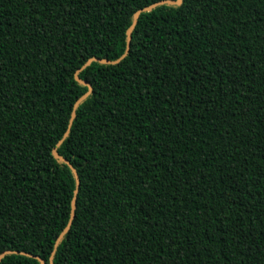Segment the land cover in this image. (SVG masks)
<instances>
[{
    "label": "trees",
    "instance_id": "trees-1",
    "mask_svg": "<svg viewBox=\"0 0 264 264\" xmlns=\"http://www.w3.org/2000/svg\"><path fill=\"white\" fill-rule=\"evenodd\" d=\"M177 1L0 0V264H264V0Z\"/></svg>",
    "mask_w": 264,
    "mask_h": 264
},
{
    "label": "water",
    "instance_id": "water-1",
    "mask_svg": "<svg viewBox=\"0 0 264 264\" xmlns=\"http://www.w3.org/2000/svg\"><path fill=\"white\" fill-rule=\"evenodd\" d=\"M181 2H182V0H178L177 2H175L176 4H181ZM158 4H156V5H154V6H151V7H146V8H144L143 10H140V11H138L136 14H135V16H134V23H133V25L131 26V28H130V30H129V34H128V40H127V49H126V53H125V55H127L128 54V52H129V49H130V44H131V38H130V34H131V32H132V30H133V27H134V25H135V23L137 22V20H138V17H139V15L142 13V12H147V11H150L152 8H154L155 6H157ZM92 62V60L91 61H89L88 62V64H90ZM99 62H101V63H108V62H105V61H99ZM76 80L77 81H79L80 83H82V84H84V85H87L88 87H89V92L77 103V105L81 102V101H83V100H85L89 95H90V93L92 92V87H91V85L90 84H88V83H86V82H84V81H82V80H80L79 79V77H78V75L76 76ZM76 105V106H77ZM71 128V124H70V126H69V129ZM69 131V130H68ZM62 142L63 141H60L59 142V144H58V146H60L61 144H62ZM53 155L55 156V158H58V159H62L61 157H60V155L58 154V152H57V148H55L54 149V151H53ZM64 161H65V159H63ZM75 175H77L76 173H75ZM77 193H78V191H76L75 192V198H74V200H73V204H72V206H73V208L72 209H74V206H75V203H76V195H77ZM73 214H72V216H71V219H70V222H69V224H68V226H67V228L65 229V231L62 233V235L60 236V238H59V241L63 238V236L68 232V230L70 229V227H71V224H72V220H73ZM58 241V242H59ZM4 257V255H2V256H0V261H1V259ZM41 264H44V262L43 261H41Z\"/></svg>",
    "mask_w": 264,
    "mask_h": 264
}]
</instances>
